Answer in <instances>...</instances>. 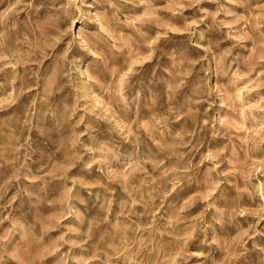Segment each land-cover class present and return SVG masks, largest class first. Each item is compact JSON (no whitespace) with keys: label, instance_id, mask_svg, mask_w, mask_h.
I'll list each match as a JSON object with an SVG mask.
<instances>
[{"label":"clouds","instance_id":"obj_1","mask_svg":"<svg viewBox=\"0 0 264 264\" xmlns=\"http://www.w3.org/2000/svg\"><path fill=\"white\" fill-rule=\"evenodd\" d=\"M0 264H264V0H0Z\"/></svg>","mask_w":264,"mask_h":264}]
</instances>
